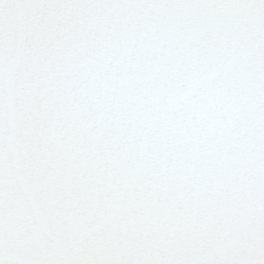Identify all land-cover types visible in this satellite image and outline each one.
I'll return each instance as SVG.
<instances>
[{
    "label": "snow or ice",
    "instance_id": "obj_1",
    "mask_svg": "<svg viewBox=\"0 0 264 264\" xmlns=\"http://www.w3.org/2000/svg\"><path fill=\"white\" fill-rule=\"evenodd\" d=\"M0 264H264V0H0Z\"/></svg>",
    "mask_w": 264,
    "mask_h": 264
}]
</instances>
